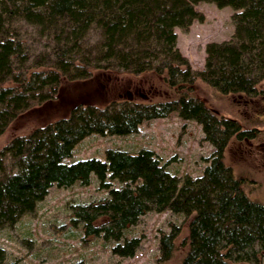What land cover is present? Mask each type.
I'll list each match as a JSON object with an SVG mask.
<instances>
[{
  "label": "trees",
  "instance_id": "trees-1",
  "mask_svg": "<svg viewBox=\"0 0 264 264\" xmlns=\"http://www.w3.org/2000/svg\"><path fill=\"white\" fill-rule=\"evenodd\" d=\"M199 1L229 6L233 30L205 43L203 67L195 70L176 46L174 28L202 20L194 8ZM98 69L154 72L174 96L77 103L66 116L11 137L0 148V227L32 210L51 184H86L92 173L101 186L106 179L119 185L75 214L86 233L116 240L113 252L133 254L138 239L123 237L126 226L147 210L167 209L189 217L178 264H264V203L250 199L223 162L227 140L248 132L188 92L200 79L220 93L264 99V0H0V133L28 107L54 98L60 78L84 79ZM171 112L198 122L213 146L197 176H177L145 147L65 161L90 133L127 134ZM99 215L106 221L96 226ZM176 231L161 234L159 261L172 253ZM0 264H12L2 247Z\"/></svg>",
  "mask_w": 264,
  "mask_h": 264
},
{
  "label": "rangeland",
  "instance_id": "rangeland-1",
  "mask_svg": "<svg viewBox=\"0 0 264 264\" xmlns=\"http://www.w3.org/2000/svg\"><path fill=\"white\" fill-rule=\"evenodd\" d=\"M194 8L202 13V20L194 19L187 30L175 27L174 31L179 51L193 69L199 70L203 67L205 43L230 37L232 9L206 1L195 3ZM188 92L212 112L234 119L248 132L240 139L232 136L227 140L223 162L234 177L241 178L244 193L264 203V99L259 95L220 93L200 79H195ZM173 96L174 92L161 77L150 71L133 74L98 69L84 79L62 77L54 98L33 104L8 123L0 133V148L14 135L28 133L34 127L66 116L77 103L104 106L114 101L151 102ZM141 147L152 149L160 163L179 177L199 175L213 150L211 143L203 139L198 122L171 112L164 117L142 120L135 131L127 134L90 133L75 143L65 161L90 156L103 159L107 148L136 151ZM106 180L109 183L101 186L90 173L86 184L78 180L67 186L51 184L32 210L21 214L12 224L0 227V247L5 252V261L12 264H178L187 247L189 220L181 213L163 209L147 210L139 215L124 231L123 237L138 239L133 254L128 256L113 252L112 246L116 243L113 238L84 231L83 221L75 211L77 207L107 197L108 188L119 185L114 179ZM105 221L106 216L99 215L93 224L98 226ZM173 226L177 231L172 253L159 261V238Z\"/></svg>",
  "mask_w": 264,
  "mask_h": 264
}]
</instances>
